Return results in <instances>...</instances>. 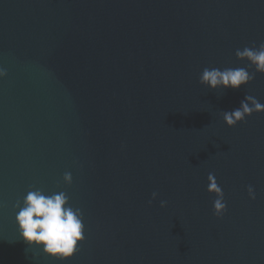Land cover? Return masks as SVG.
<instances>
[{"label": "water", "instance_id": "95a60500", "mask_svg": "<svg viewBox=\"0 0 264 264\" xmlns=\"http://www.w3.org/2000/svg\"><path fill=\"white\" fill-rule=\"evenodd\" d=\"M261 42L264 0H0V264H264V111L222 118L264 105L235 56ZM206 67L253 79L211 89ZM37 188L83 214L69 258L19 235Z\"/></svg>", "mask_w": 264, "mask_h": 264}, {"label": "clouds", "instance_id": "9594fccd", "mask_svg": "<svg viewBox=\"0 0 264 264\" xmlns=\"http://www.w3.org/2000/svg\"><path fill=\"white\" fill-rule=\"evenodd\" d=\"M237 59H246L250 67L256 72L264 74V42L259 47H244L235 51ZM5 71L0 69V77ZM253 79L246 68H204L199 76V82L211 89L232 88L237 89ZM264 111V105L251 95H245L240 106L231 111H223V121L228 126L242 121L252 112ZM66 184L72 182L71 173L63 174ZM207 191L215 194L212 202L213 215L221 216L226 209L224 193L215 179L214 174L207 176ZM31 187V186H30ZM248 196L255 199V192L251 185L247 188ZM157 196L152 193L153 199ZM69 197L64 191L45 194L41 189L29 190L22 201L17 200L12 207L18 209L15 222L20 237L30 245L40 246L42 251L58 259L71 257L78 250V242L84 239L83 214L79 208H74L68 203ZM151 203V200L148 202ZM167 201L161 200L160 206L164 207Z\"/></svg>", "mask_w": 264, "mask_h": 264}]
</instances>
